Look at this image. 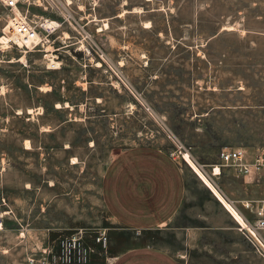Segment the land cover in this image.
I'll use <instances>...</instances> for the list:
<instances>
[{"label": "rangeland", "instance_id": "obj_1", "mask_svg": "<svg viewBox=\"0 0 264 264\" xmlns=\"http://www.w3.org/2000/svg\"><path fill=\"white\" fill-rule=\"evenodd\" d=\"M41 3L29 18L60 25L40 50L0 41V264H113L144 245L181 264H264V230L250 225L264 173L219 160L222 148L264 153V0ZM3 34L14 40L0 3ZM147 145L181 166L186 196L165 226L134 229L104 181L119 154Z\"/></svg>", "mask_w": 264, "mask_h": 264}, {"label": "crops", "instance_id": "obj_2", "mask_svg": "<svg viewBox=\"0 0 264 264\" xmlns=\"http://www.w3.org/2000/svg\"><path fill=\"white\" fill-rule=\"evenodd\" d=\"M56 107L62 108L61 105ZM185 181L181 166L168 152L156 146H138L119 154L111 164L104 181V198L115 218L124 226L152 229L165 226L181 211L187 189ZM226 209L237 222L229 203ZM113 264L181 262L164 249L144 245L120 254Z\"/></svg>", "mask_w": 264, "mask_h": 264}, {"label": "built area", "instance_id": "obj_3", "mask_svg": "<svg viewBox=\"0 0 264 264\" xmlns=\"http://www.w3.org/2000/svg\"><path fill=\"white\" fill-rule=\"evenodd\" d=\"M0 3L4 8L8 27L12 29L13 38L16 37L17 39L15 40L14 38L12 40L11 37L3 34L0 37L2 43L13 42L14 45L23 48L25 51L40 50L41 46H44V41L59 27L52 26L50 23L55 20L50 18L41 17L40 21L29 18L31 6L43 7L41 0H0ZM44 9L47 8L44 7ZM219 160L221 167L233 166L242 176L251 175L252 173H264V153L249 161L246 157V152L242 148H222L219 152ZM246 207L253 210L251 203H247ZM255 212L257 219L254 224L250 225L255 230L264 229V198L261 200V205L257 206ZM245 220L248 222L246 218ZM107 240L108 237L106 235L98 237V241L103 246H106ZM63 243L65 246H71V253L77 248L75 240L64 241Z\"/></svg>", "mask_w": 264, "mask_h": 264}, {"label": "bare ground", "instance_id": "obj_4", "mask_svg": "<svg viewBox=\"0 0 264 264\" xmlns=\"http://www.w3.org/2000/svg\"><path fill=\"white\" fill-rule=\"evenodd\" d=\"M147 1H151V0H147ZM139 10H137V12H138ZM97 21V20H96ZM52 26H59L60 24L57 22V21H54V22H52V23H50ZM226 28V27H225ZM15 38V40H17L16 39V37H14ZM13 38V39H14ZM54 67V69H56L57 67H58V63L57 62H54V61H52L51 62V67ZM67 106H69L68 104H67ZM220 167L219 166H217L216 168H215V171H214V174H220ZM229 202V201H228ZM229 207H230V209H231V212L233 213V215H234V217H235V219L237 220V222L239 223V225L240 226H242L243 227V230H246V231H248L250 234H255V232H254V230L251 228V227H249L248 225H247V223H246V221L244 220V218L241 216V214L236 210V208L229 202Z\"/></svg>", "mask_w": 264, "mask_h": 264}]
</instances>
